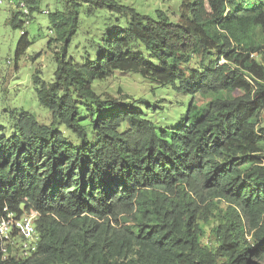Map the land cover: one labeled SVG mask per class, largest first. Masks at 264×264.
<instances>
[{"label": "trees", "instance_id": "trees-1", "mask_svg": "<svg viewBox=\"0 0 264 264\" xmlns=\"http://www.w3.org/2000/svg\"><path fill=\"white\" fill-rule=\"evenodd\" d=\"M24 1L31 17L36 2ZM62 1L67 20L49 17L62 33L53 82L36 91L50 122L22 113L0 128V217L37 211L38 249L3 260L0 248V264H264V0H180L176 22L113 0ZM81 2L89 16L127 20L108 23L77 63ZM12 10L8 24L21 30ZM114 71L188 97L183 113L157 125L102 102L92 84ZM80 100L95 107L87 116ZM213 201L226 208L203 247L199 221Z\"/></svg>", "mask_w": 264, "mask_h": 264}, {"label": "rangeland", "instance_id": "rangeland-1", "mask_svg": "<svg viewBox=\"0 0 264 264\" xmlns=\"http://www.w3.org/2000/svg\"><path fill=\"white\" fill-rule=\"evenodd\" d=\"M34 1L37 9L30 17V25L25 29L30 45L18 56L16 48L21 38L20 29L13 30L8 24L13 13L12 8L0 5V128L4 133L10 132L12 123L22 113L33 115L40 124L48 125L50 122L48 111L38 103L36 91L53 82L55 54L61 48L62 33H56L54 28H51L49 17L52 13H63V20H67V9L62 0ZM113 1L151 18H155L156 13L160 11L172 22L178 20L181 3L180 0ZM242 4L245 7L246 1ZM88 6V3L81 2L77 10L79 30L69 50V57L77 63H82L85 53L98 44L100 33L108 23L116 19L120 22L127 20L117 14H110L107 10H95L89 16L86 12ZM44 11L46 13H42ZM256 39L259 43L258 33ZM254 58L260 60L258 56ZM194 62L190 63L189 68L194 67ZM222 63L224 61L221 59L218 64ZM92 88L102 102L115 100L119 104L137 108L157 125H168L169 121L179 118L183 113L182 108L189 100L188 97L175 94L166 88L153 89L152 85L142 82L137 73L110 72L103 80L93 82ZM203 102L204 107L205 101ZM78 105L82 111L81 116H87L86 112L92 106L84 100H80ZM83 109H86V112ZM259 120V127L264 128V112L260 114ZM87 127L89 133L90 128L88 125ZM262 150L260 157H264V142ZM225 208L224 203L213 201L209 204L208 212L203 213L199 221L203 229L201 246H209L213 242L211 230L218 225L220 213Z\"/></svg>", "mask_w": 264, "mask_h": 264}, {"label": "built area", "instance_id": "built-area-1", "mask_svg": "<svg viewBox=\"0 0 264 264\" xmlns=\"http://www.w3.org/2000/svg\"><path fill=\"white\" fill-rule=\"evenodd\" d=\"M0 5L13 8L21 14L23 21L20 35L25 34V29L30 25L31 18L27 4L24 0H0ZM42 13H46L45 11ZM40 214L33 210L20 207L18 212L3 209L0 217V248L2 259L27 260L38 249L39 234L36 230V222Z\"/></svg>", "mask_w": 264, "mask_h": 264}]
</instances>
